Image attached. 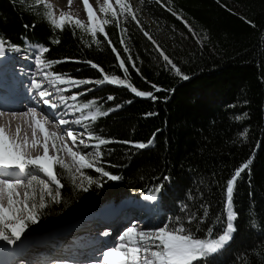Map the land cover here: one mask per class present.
<instances>
[{
  "label": "trees",
  "instance_id": "obj_1",
  "mask_svg": "<svg viewBox=\"0 0 264 264\" xmlns=\"http://www.w3.org/2000/svg\"><path fill=\"white\" fill-rule=\"evenodd\" d=\"M139 1L140 26L189 79L176 77L165 68L155 46L131 17L127 21L120 17L119 26L105 25L122 58L131 55L142 73V77L137 75L132 63L126 61L130 82L142 91H154L152 84L163 91L155 93V101L107 84L102 88L80 86L72 92H84L77 103L96 99L97 106L105 111L122 105L92 122L97 135L117 142L152 139L153 144L143 150L130 149L122 143L103 148L102 166L120 176L118 181L86 169L85 180L77 177L73 184L68 173L56 166L64 185L60 201L49 202L37 223H30L22 235L52 220L72 214L76 218L85 206L97 204L91 209L94 210L108 199L114 198L102 207L122 201L126 204L125 200H116L122 197H150L160 185L165 190L162 195L157 194L159 203L156 201L151 207L153 224L163 226L169 218L180 215L184 202L193 210L207 202L211 205L210 219L215 220L222 209L221 185L235 167L251 158L250 169L242 175L235 193L238 231L226 250L208 260L212 264H264V0H161L187 21L195 35L167 7L155 0ZM44 4L47 3L43 0L39 4L36 0H0V40L6 48L15 45L20 51H27L30 47L46 46L50 49L46 59L69 58L49 70L68 73L76 79L102 78L82 62L87 60L100 64L108 74L123 78L103 34H97L101 41L97 46L92 43L91 33L73 24H66L64 30L51 28L42 19ZM122 29L126 30L123 38L130 49L128 53L119 43ZM86 88L92 91L87 92ZM108 95L116 99L107 101ZM147 113L154 115L146 117ZM87 176L99 183L89 185ZM165 176L170 179L164 181ZM81 183L87 191L78 187ZM189 195L195 199L186 201ZM250 216L255 227L249 226ZM199 238H207L206 229H202ZM202 264H208L207 260Z\"/></svg>",
  "mask_w": 264,
  "mask_h": 264
},
{
  "label": "snow or ice",
  "instance_id": "obj_2",
  "mask_svg": "<svg viewBox=\"0 0 264 264\" xmlns=\"http://www.w3.org/2000/svg\"><path fill=\"white\" fill-rule=\"evenodd\" d=\"M36 2L39 4L41 0H36ZM68 3L71 5L72 0H68ZM82 3L87 14V24L81 19L73 18L64 12H61L59 17H57L50 4H44L46 11L43 13L42 19L56 30H64L66 24L70 23L75 28L90 32L92 43L97 46L101 43L97 39V34H103L104 40L107 41L108 47L111 48V52L115 54V59L119 62L116 67L123 71V78L119 75L108 74L100 64L92 60L82 62L89 65L91 69L96 70L102 76L100 79H76L68 73L49 71V69H53L54 65L66 62L69 58H65L64 61L48 60L45 58V54L50 49L42 45L37 46L36 66L38 69H43V71L40 73L41 78L39 80L36 78L32 80V87L36 90L35 94L44 105H47L54 112L61 105L68 111L78 112L80 114L79 117L71 122L63 118L59 119L58 122L60 125H69L70 123L82 125L84 132L79 137L72 130L66 132L71 144L76 146L74 150V147L69 146V141L65 139L64 135H60L56 131H48L44 123L36 119V110L29 108L27 113L19 115L27 116L31 114L40 132L44 134V142L42 155L35 158H26L24 151L26 144L18 143L16 139L10 138L6 135L4 127L0 126V241H3L5 245H16L21 240L22 234L29 224L37 223L40 214L48 207L49 202L59 203L61 197L60 189L64 185L61 182L60 172L57 171L56 166L70 174L73 184L76 183L77 173L80 178H85L84 170L86 169L94 170V173L106 177L110 181H118L121 179L120 176L112 174L102 166L104 159L103 148L112 143H122L129 145L130 149L143 150L153 144L152 139L147 142L131 140L117 142L97 135L92 127V122H96L98 118L108 116L111 112L122 107V105H115L114 108H109L105 111L97 106L99 101L96 99L77 103L83 97L84 92L76 91L71 96L65 95L69 88L79 89L80 86L88 85L102 88L107 84L123 87L136 97L155 101L158 99L155 93L163 91L155 84L151 85L154 91H142L130 82L126 61L132 63L137 75L142 77V73L136 67L131 55L122 58L120 51L105 31V25L116 24L119 26L120 17H123L125 21L131 17V20L140 26L137 15L139 9L134 8L128 0H115V5L118 6V9L113 6L111 0H102V3L97 0V3L100 4L99 12L103 13L105 17L109 13L111 14V19H101L97 16L90 0H82ZM155 3L160 4L161 7H167V5L161 3V0H155ZM167 10L184 24L189 33L195 35L192 27L181 15L176 13L171 7H167ZM140 31L155 46V50L164 61L165 68L174 72L176 77L187 81L189 76L184 74L182 69L160 48L152 35L142 26H140ZM121 32L122 38L119 43L124 46L123 52L128 53L130 49L123 38L126 30L122 29ZM73 34H75V31H73ZM59 42V40H53V43ZM9 50L13 52L20 51L15 45L11 46L10 49L6 48L4 41L0 40V56H4L5 52ZM62 86H67V88ZM49 88H53L55 91L50 92ZM86 91L91 92L92 89L86 88ZM106 99L107 101H114L116 97L108 95ZM69 101L72 103H69ZM127 103H131V101H127ZM3 115L4 113L0 112V116ZM12 115L16 116L18 114L12 113ZM151 115L154 114L147 113L146 117ZM85 133L86 138H84ZM240 135L245 136L246 133H240ZM49 141L51 142L49 143ZM93 141L94 143H91ZM35 144L36 141H33V146ZM90 147L93 151H87ZM61 153H66L71 163L66 162L60 155ZM251 163V158L241 162L235 167L224 184L221 185L222 209L215 216V220L210 219L212 216L211 205L207 202L200 203L195 210L187 202H184L180 206V215L174 219L169 218L167 223H163V226H145L144 230H138V225L133 223L119 237L120 243L103 251L102 255L105 264H202L206 260L208 264H212L216 254L222 253L230 246L235 233L238 231L236 221L239 216L235 209V193L242 175L250 169ZM28 166L35 167L29 168ZM112 167H115V165H112ZM17 171L22 175H12V173ZM33 171L36 174H32ZM41 173L46 177L45 179L40 178ZM22 176H27V182ZM86 179L89 185L99 183L93 176H87ZM162 179L168 181L170 177L165 176ZM21 187L24 188L22 197L18 191ZM78 187H81L84 191L88 190L83 187V183L78 185ZM164 190L165 186L160 185L154 189V194L146 197V199H152L159 203L157 194L162 195ZM194 199L191 195L186 197V201ZM210 224L211 226H209ZM249 226H256L255 220L251 216ZM202 229L207 230V238H199ZM104 235L107 236L108 233L105 232ZM209 257L212 260H208Z\"/></svg>",
  "mask_w": 264,
  "mask_h": 264
},
{
  "label": "bare ground",
  "instance_id": "obj_3",
  "mask_svg": "<svg viewBox=\"0 0 264 264\" xmlns=\"http://www.w3.org/2000/svg\"><path fill=\"white\" fill-rule=\"evenodd\" d=\"M72 2L71 5H77L81 0H72ZM57 5L59 8H68L71 6L68 0H58ZM5 63L6 58L0 56V66ZM30 64L32 63L27 56L19 59L15 66H8V71L5 70L7 67H0V112L4 113L3 116H0V126L4 127L6 135L10 138L16 139L18 143L26 144L24 149L26 158H35L43 154L42 145L44 142V134L40 132L39 127L35 124L30 114L20 116L19 114L24 111L18 110L20 108L19 101L32 97L28 91L27 83H31L33 78L39 80L40 76L37 73L43 71V69L33 71L34 67L33 65L30 67ZM9 71L11 73L13 72L11 79L7 75ZM16 73L22 75V80H18L17 75H15ZM28 75L31 76L26 80L25 78ZM54 91L55 89H52V92ZM61 107L54 112L46 105L40 106L42 113L51 119L52 124H49L40 117L36 119L44 123L48 131H51L52 127H57L60 132L59 134L64 135L66 130L76 128L71 123L61 126L58 124V118L70 121L73 117L70 114L60 112ZM12 113H17L18 115L13 116ZM33 141H36L35 146H33ZM28 167L34 168L35 166ZM19 174L21 173L18 171L12 173L14 176ZM113 206L111 204L104 205L102 208L109 207V209H101V213L93 218L84 216L83 219L60 223L54 228L38 234L35 233L27 238L22 237L16 245H4L0 241V244L2 243L0 246V254L4 256L0 264H24L26 261V264H105L102 254L110 246L106 247L96 243V240L105 235L102 234L103 232L100 234L97 232L95 234L93 231L89 232L85 229L91 223V226H98L103 223H96L97 221L118 218L121 216L119 212L127 208L126 204L125 207L122 206L119 208L121 210H115L116 208L113 209ZM105 214H108L109 217L105 218ZM82 221L84 222L81 223ZM83 228L84 230H82ZM106 240L110 241V238H106ZM67 251H70V253H67ZM23 252L27 255H22Z\"/></svg>",
  "mask_w": 264,
  "mask_h": 264
},
{
  "label": "rangeland",
  "instance_id": "obj_4",
  "mask_svg": "<svg viewBox=\"0 0 264 264\" xmlns=\"http://www.w3.org/2000/svg\"><path fill=\"white\" fill-rule=\"evenodd\" d=\"M43 1H45L47 4H50L51 5V7H52V9H53V11H54V13H55V15L57 16V17H59V15L61 14V12H64V13H67V14H69V15H71L73 18H79V19H81L82 21H84L85 22V24H87L88 23V21H87V14H86V10L84 9V7H83V3H82V0H81V2L80 3H78L77 5H71V6H69L68 8H59L58 7V0H43ZM111 2L113 3V6H115V7H117V9H118V6H116L115 5V0H111ZM128 2L129 3H131V5L134 7V8H139V0H128ZM73 3V2H72ZM90 3L93 5V7H94V10L96 11V14H97V16L99 17V18H101V19H105V18H107L108 19V17L109 16H111V14L109 13L108 15H107V17H105L104 16V14L103 13H100L99 12V7H100V4H98L97 3V0H90ZM100 3H102V0H100ZM90 33V32H89ZM26 53H28L29 55H32L34 58H33V62H36V55L38 54L37 53V49L36 48H34V47H30V48H28V50L26 51ZM30 71H32V70H30ZM33 71H34V69H33ZM50 71V70H49ZM13 73V72H12ZM12 73L9 71L8 72V75H9V77L8 78H10L11 79V76H12ZM15 75H17V78H18V80H22V75L21 74H18V73H16ZM32 75V74H31ZM31 75H28V76H26V80L27 79H29V76H31ZM11 84V83H10ZM62 87H65V88H67V86H62ZM53 89V88H52ZM54 90V89H53ZM71 91H73V88H69L66 92H65V95L66 96H71L73 93L71 92ZM75 91H77V90H75ZM69 103H72L71 101H69ZM22 104H24V102H22ZM10 105H14V104H10ZM22 107H23V105H22ZM21 108V107H20ZM60 112H64V113H67V114H70V115H76V116H79L80 114L78 113V112H72V111H68V110H66L65 108H64V106L62 105V107H61V111ZM76 119V118H75ZM74 120V119H73ZM70 121H72V120H70ZM73 126L76 128V129H70V130H72V131H74L76 134H77V136L79 137L80 136V134L83 132L82 130H80L83 126L82 125H75V124H73ZM67 131V130H66ZM65 136V139H66V135H64ZM84 138H86V133H85V137ZM66 140H68V139H66ZM68 141H70V140H68ZM69 146H71V147H74V150H75V147L76 146H73L72 144H71V142L69 143ZM78 146V145H77ZM87 151H93V149L90 147ZM50 154H52L51 152H50ZM64 159H65V161L66 162H68V163H71V160H70V158H68V156L65 154V153H61L60 154ZM32 174H36L35 173V171H33V173ZM19 175H22V174H19ZM41 176H40V178L41 179H45L46 177L41 173L40 174ZM68 175H69V177H70V174L68 173ZM17 176V175H16ZM76 177H78V178H80V176H79V174L77 173L76 174ZM22 178H24L25 179V182H27V176H22ZM82 180V182L85 180V179H82V178H80V181ZM18 191L21 193V197H22V195H23V192H24V188L23 187H21L20 189H18ZM112 205V204H111ZM125 207V202H120L118 205H116V206H113L114 208L113 209H115V210H118L119 208H121V207ZM106 209H109V207L107 208L106 207ZM113 209H111V210H113ZM91 211H93V210H91ZM106 212V211H105ZM111 213V212H110ZM86 215V214H85ZM140 215L141 216H144V221L146 222L145 224L147 225V226H153V225H155V226H157L158 224L157 223H152V221H153V217H152V213L150 212V211H146L145 209H144V213H140ZM105 216V218L106 217H109V215L108 214H105L104 215ZM84 217H82L81 219H83ZM103 219V218H102ZM133 219H135V218H133ZM124 220H126V219H124ZM123 220V221H124ZM147 220V221H146ZM85 221V220H84ZM84 221H82L81 223H83ZM100 223H110V222H113L112 221V218L111 219H109V220H100L99 221ZM99 222H96V223H99ZM88 223V222H87ZM89 223H91V222H89ZM132 224L133 223H135V222H131ZM132 224H129V225H132ZM146 225H143V224H141L140 226H138V230H144L145 229V226ZM159 226V225H158ZM52 228H54V227H52ZM47 231V230H46ZM42 232H44V231H42ZM36 234H38V233H41V232H35ZM35 233H33V234H35ZM32 235V234H31ZM28 236H30V235H28ZM28 236H26L25 238H27ZM2 243H3V241H1ZM48 243L49 244H51V242L50 241H48ZM1 246V245H0ZM67 253H70V251H67ZM22 255H27L25 252H23L22 253ZM3 258H4V256L3 255H1L0 254V262H2L3 261ZM22 262V261H21Z\"/></svg>",
  "mask_w": 264,
  "mask_h": 264
},
{
  "label": "water",
  "instance_id": "obj_5",
  "mask_svg": "<svg viewBox=\"0 0 264 264\" xmlns=\"http://www.w3.org/2000/svg\"><path fill=\"white\" fill-rule=\"evenodd\" d=\"M97 204H92V205H88V206H85L84 208H82L81 210H79L78 213L80 214H85L87 213L88 211H90L92 208H94ZM76 216V214H72V215H69V216H66L65 218H60V219H56V220H52L50 223H48L47 225H44L38 229H36L35 231L37 230H40V229H45V228H48L49 226L55 224V223H58V222H62V221H68L70 219H73L74 217Z\"/></svg>",
  "mask_w": 264,
  "mask_h": 264
}]
</instances>
